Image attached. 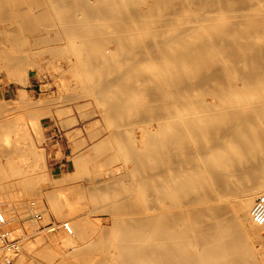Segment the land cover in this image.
<instances>
[{
  "label": "bare ground",
  "instance_id": "obj_1",
  "mask_svg": "<svg viewBox=\"0 0 264 264\" xmlns=\"http://www.w3.org/2000/svg\"><path fill=\"white\" fill-rule=\"evenodd\" d=\"M23 35L65 41L105 119L119 117L111 140L136 180L112 200L121 264H264L250 217L264 191V0H0V54L19 80Z\"/></svg>",
  "mask_w": 264,
  "mask_h": 264
},
{
  "label": "rangeland",
  "instance_id": "obj_2",
  "mask_svg": "<svg viewBox=\"0 0 264 264\" xmlns=\"http://www.w3.org/2000/svg\"><path fill=\"white\" fill-rule=\"evenodd\" d=\"M22 37L24 43L16 50L25 56L26 78L19 80L8 70L0 54V210L7 211L14 235L23 229L33 234L13 264H121L116 231L108 232L116 220L111 210L122 188L134 186L136 180L125 173L130 164L111 140L110 129L119 117L105 119L102 101L87 89L83 68L65 41L40 45L28 35ZM53 49L59 56L50 54ZM150 93L144 94L151 96L147 105L152 107L156 102ZM106 184L118 193L105 192ZM30 210L44 211L40 225L78 222L84 236H65L62 226L35 234L28 224ZM262 248L259 253L264 255Z\"/></svg>",
  "mask_w": 264,
  "mask_h": 264
},
{
  "label": "built area",
  "instance_id": "obj_3",
  "mask_svg": "<svg viewBox=\"0 0 264 264\" xmlns=\"http://www.w3.org/2000/svg\"><path fill=\"white\" fill-rule=\"evenodd\" d=\"M32 206H34V204H31V207ZM43 215L44 211L38 212L30 210L29 212L28 219L30 223L28 224L35 227V234L44 230L52 232L60 226L58 223L52 221L40 225L38 221L42 220ZM250 217L255 224H264V191L254 200L250 209ZM62 223L63 227L68 230L66 223ZM13 232L8 220L0 210V264H13V261L22 252L23 244L33 237V234H29L24 229L20 231L18 235H14Z\"/></svg>",
  "mask_w": 264,
  "mask_h": 264
}]
</instances>
